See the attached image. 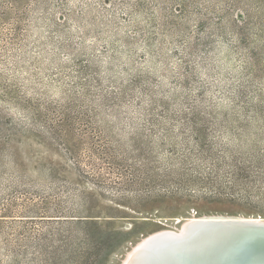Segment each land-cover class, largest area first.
Returning <instances> with one entry per match:
<instances>
[{"label": "rangeland", "instance_id": "374dc122", "mask_svg": "<svg viewBox=\"0 0 264 264\" xmlns=\"http://www.w3.org/2000/svg\"><path fill=\"white\" fill-rule=\"evenodd\" d=\"M193 211L264 218V0H0V264Z\"/></svg>", "mask_w": 264, "mask_h": 264}, {"label": "bare ground", "instance_id": "6f19581e", "mask_svg": "<svg viewBox=\"0 0 264 264\" xmlns=\"http://www.w3.org/2000/svg\"><path fill=\"white\" fill-rule=\"evenodd\" d=\"M144 218L154 222H160L161 226L143 234L132 245L122 264H152L154 260H159L158 262L156 261V264H170L175 259L177 260V264H233V256L230 257V261H224V263L222 260L214 261L215 258L222 259V251L229 241L212 240L214 238L213 236L223 235L226 232L232 234L234 233L232 228L237 226H252L256 229L264 230L263 217L241 213L199 214L193 211L188 217L174 218L176 221L172 224L169 218H154L150 214ZM174 224L177 226H174ZM193 242L195 244L197 243V245ZM173 250L179 251L177 252V256L175 257L174 255V259L169 263L165 259L164 263H162L163 259L160 260L159 258L165 253H168L172 257L169 251ZM189 252L191 255L193 254L192 256L194 258L191 259L192 261L186 255ZM234 258L236 257L234 256ZM249 260L251 261L248 262L258 260L260 261L258 263L264 264V261H262L263 258L254 257L253 259L249 258Z\"/></svg>", "mask_w": 264, "mask_h": 264}, {"label": "water", "instance_id": "95a60500", "mask_svg": "<svg viewBox=\"0 0 264 264\" xmlns=\"http://www.w3.org/2000/svg\"><path fill=\"white\" fill-rule=\"evenodd\" d=\"M256 217H259V215H256ZM232 230H234V233L232 234H229V232L228 233L226 232L223 235L213 236L214 238L212 240L229 241L226 243L227 245H225L224 249L222 248L223 249L222 259L215 258L214 261L222 260L224 263V261L225 262L230 261V257L233 256L232 257L233 264H261V263H258L260 262L258 260H252V262H248V261H251L249 260V258L253 259L254 257L263 258L262 261H264V230L256 229L252 226H241V227L237 226V227H233ZM193 243L195 244V242ZM195 245H197V243ZM158 251H161V250H158ZM169 252H171L172 257H170L168 253L163 254L162 257L160 258L158 257L160 260L163 259L162 263H164V259L167 261V263L172 261V259H174L173 256L175 255L176 257L177 252L179 251L173 250ZM254 254H257V255H254ZM186 255L188 256L189 260L194 258L192 256L193 254L191 255L190 252L186 253ZM234 256L236 258H234ZM194 260H198V259H194ZM156 261L158 262L159 260H156ZM156 261L154 260L152 264L153 263L156 264L157 263ZM176 261L177 260L175 259L173 260V262H170V264H177Z\"/></svg>", "mask_w": 264, "mask_h": 264}, {"label": "trees", "instance_id": "16d2710c", "mask_svg": "<svg viewBox=\"0 0 264 264\" xmlns=\"http://www.w3.org/2000/svg\"><path fill=\"white\" fill-rule=\"evenodd\" d=\"M121 1H123V2H124V0H121ZM138 3H139V1H138Z\"/></svg>", "mask_w": 264, "mask_h": 264}]
</instances>
